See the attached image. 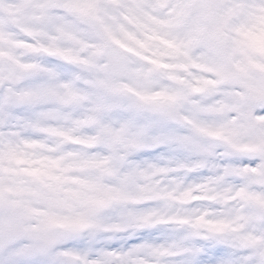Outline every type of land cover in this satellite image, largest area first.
Masks as SVG:
<instances>
[{"label":"snow or ice","instance_id":"6c2138e0","mask_svg":"<svg viewBox=\"0 0 264 264\" xmlns=\"http://www.w3.org/2000/svg\"><path fill=\"white\" fill-rule=\"evenodd\" d=\"M0 264H264V0H0Z\"/></svg>","mask_w":264,"mask_h":264}]
</instances>
